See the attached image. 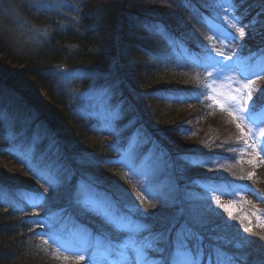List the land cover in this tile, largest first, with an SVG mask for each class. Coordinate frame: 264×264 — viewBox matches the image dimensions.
<instances>
[{
    "label": "trees",
    "instance_id": "1",
    "mask_svg": "<svg viewBox=\"0 0 264 264\" xmlns=\"http://www.w3.org/2000/svg\"><path fill=\"white\" fill-rule=\"evenodd\" d=\"M74 1L76 21L60 31L56 27L32 55L15 54L0 36V154L28 165L26 156L33 153L26 149L32 147L36 156L70 171L73 182L94 179L121 207L154 213L145 222L156 229L189 212L201 214L223 237L225 251L244 256L240 264H264V181L242 153L245 141L257 150L264 142L242 134L230 111L213 98L215 77L204 67L210 53L198 44L209 23L237 37L246 25L245 37L227 40L219 53L260 70L253 78L242 75L255 99L264 91V0ZM57 62L70 64L77 78L69 89L53 75ZM83 86L114 95L132 116L91 121L69 93ZM200 93L205 95L197 99ZM5 109L9 118L3 117ZM27 121L32 126L24 130ZM25 134L18 147L12 136ZM136 134L146 150L132 152ZM1 167L0 264H92L89 257L62 252L58 243L71 238L72 224L98 232L101 220L90 215L66 220L62 210L72 212L66 197L53 195L41 176V186H28ZM216 190H230L242 200H234L233 210L217 206ZM160 191L173 198L165 207L155 197ZM247 192L258 202L245 197Z\"/></svg>",
    "mask_w": 264,
    "mask_h": 264
},
{
    "label": "snow or ice",
    "instance_id": "2",
    "mask_svg": "<svg viewBox=\"0 0 264 264\" xmlns=\"http://www.w3.org/2000/svg\"><path fill=\"white\" fill-rule=\"evenodd\" d=\"M232 19L239 21L240 18L232 16ZM245 26L237 29L238 37L231 32L217 33V37L228 40L243 38L246 35ZM227 59L231 60V57ZM204 67L206 70L215 69L218 76H223L225 69L231 66L220 65L218 61L209 57V62ZM209 75H212V71H209ZM243 87L247 91L241 92L237 89V94L230 98V107L239 113L238 119L257 125L258 133L253 132V137L257 134L264 137V128H260L254 119V113L264 108V91L259 92L253 99L250 84ZM204 95L200 93L196 98L200 99ZM221 107L223 108V105ZM234 114L230 112V115ZM237 127L240 128V124H237ZM241 133L244 134L243 128ZM245 143L248 148L255 146V143L247 144V141ZM30 150L36 165L44 170L40 173L41 178L53 188V195L66 197L72 212L69 214L68 209H63L64 218L71 221L81 215H90L98 217L102 222L101 230L98 232H92L83 225L72 224L71 231L79 245L76 254L81 259L85 254L90 257L93 264H204L205 261L206 264H240V261L245 259L242 255L229 254L224 250L221 246L223 237L217 235L214 229L208 228L201 214L189 212L180 222L169 220L156 229L152 224L145 222L147 217L154 213H147L138 206L121 207L113 193L100 188L94 179L81 178L73 182L72 173L63 169L62 165L36 156L34 148ZM260 150L264 152V143L260 145ZM28 163L36 172L37 167L33 166L32 161L29 160ZM212 190H209L207 197L209 206L212 201L210 194ZM157 198L162 207L173 200L165 192L158 193ZM120 234L126 237L123 241L117 239ZM230 243L231 241H224V245ZM236 247L240 248L242 245L237 244Z\"/></svg>",
    "mask_w": 264,
    "mask_h": 264
},
{
    "label": "rangeland",
    "instance_id": "3",
    "mask_svg": "<svg viewBox=\"0 0 264 264\" xmlns=\"http://www.w3.org/2000/svg\"><path fill=\"white\" fill-rule=\"evenodd\" d=\"M156 4H159V1H156ZM77 14L78 4L74 0H0V36L14 47L13 52L15 54L21 55L27 53L32 55L35 50L43 48L48 43L49 36H52L56 27L60 31L67 23L75 22ZM217 33L227 34L228 32L219 28L215 23L203 26L200 32L203 40L198 43L202 47H205L203 50L205 53H210L208 58L211 57L213 60L218 61L220 65L231 66L225 69L223 76H218L215 69H211L212 75L215 77V85L211 89V94L215 100H218L230 112L235 113L232 116L240 124V128H243V131L247 132L250 137L254 139L258 138L261 142H264V137H261L259 134L255 137L252 136L253 132L258 133L257 125H251L248 121L238 119L239 113L230 107V98L237 94V89H240L241 92L246 91L243 85L247 84V81L243 77H240L235 67H233L232 61L227 59L231 56L219 53L221 50L220 45L225 44L228 39L218 38ZM69 65H65L64 62H57L53 65L56 70L53 75L59 80V83L68 89L69 86H72L70 82H74L77 79L70 70ZM73 69H76V72H78V68ZM69 93L73 96L81 114L98 118L101 122L108 119L114 121L116 118L124 121L127 115L132 116L129 110L125 108L121 109V105L116 102L114 95L105 96L94 87L83 86L79 91L76 90ZM3 117L9 118L10 111L5 109ZM127 121L128 125H133L135 120L129 118ZM257 124L260 128H264V114L259 115ZM31 126V122L28 121L24 125V130L30 129ZM247 144H253V142L249 140ZM242 153L245 155L244 158L253 160H251V163L255 162L258 167L264 166V156L258 153L255 147L248 148L245 146ZM246 162L250 163L249 161ZM0 166L5 169L3 173L9 176L10 179L17 182L22 179L14 177L17 175V172L13 164L8 159L2 158L1 155ZM236 189L241 195L239 186ZM245 197L250 198L248 195ZM216 198L221 205H227L231 210L237 208L236 204L233 203L237 197H233L230 190H226L225 192L218 191ZM238 200H242V198H237L236 203ZM71 244H74L73 247L70 246L71 248H79L77 240Z\"/></svg>",
    "mask_w": 264,
    "mask_h": 264
},
{
    "label": "water",
    "instance_id": "4",
    "mask_svg": "<svg viewBox=\"0 0 264 264\" xmlns=\"http://www.w3.org/2000/svg\"><path fill=\"white\" fill-rule=\"evenodd\" d=\"M263 169L264 168H260L259 170H258V174L260 175V177H262L263 179H264V174H263Z\"/></svg>",
    "mask_w": 264,
    "mask_h": 264
},
{
    "label": "bare ground",
    "instance_id": "5",
    "mask_svg": "<svg viewBox=\"0 0 264 264\" xmlns=\"http://www.w3.org/2000/svg\"><path fill=\"white\" fill-rule=\"evenodd\" d=\"M262 172H263V174H264V169H263V171H262Z\"/></svg>",
    "mask_w": 264,
    "mask_h": 264
}]
</instances>
